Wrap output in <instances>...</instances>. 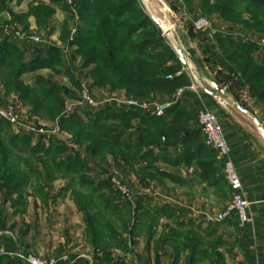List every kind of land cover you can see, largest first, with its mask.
<instances>
[{"label": "trees", "instance_id": "obj_1", "mask_svg": "<svg viewBox=\"0 0 264 264\" xmlns=\"http://www.w3.org/2000/svg\"><path fill=\"white\" fill-rule=\"evenodd\" d=\"M24 3L27 10L16 11ZM194 5L199 16L214 21L218 53L205 59L214 72L213 84L250 111L240 98L244 91L264 110V49L257 41L264 37V0H191V12ZM171 7L180 12L173 2ZM58 10L66 14L60 45H31L0 32V88L28 108L30 119L47 120L65 136L35 140L0 119V232L16 230L18 223L11 222L17 217L25 226L30 197H38L44 207L69 198L81 215L91 264H127L126 256L143 236L147 254L155 253V259L144 257L146 264H162L158 251L167 247L170 264H228L221 240L206 239L216 229L202 230L204 236L170 201L154 203L144 192L176 179L158 164H173L172 152L180 148L175 165H193L198 182L221 200L231 198L223 163L206 145L199 126L200 110L183 97L175 99L180 89L184 94L190 90L192 79L169 39L141 0H0V26L23 28L29 37L31 19L37 32L52 29ZM187 27L192 32V24ZM191 57L199 63L194 52ZM77 63L81 75L91 78L96 97L102 93L171 105L162 116L113 104L68 112L80 93L78 72L72 68ZM114 178L131 198L120 192ZM161 220L168 223L159 230ZM231 220L239 226L236 217L227 222ZM19 231L27 237V230ZM0 264L22 262L1 256Z\"/></svg>", "mask_w": 264, "mask_h": 264}, {"label": "crops", "instance_id": "obj_2", "mask_svg": "<svg viewBox=\"0 0 264 264\" xmlns=\"http://www.w3.org/2000/svg\"><path fill=\"white\" fill-rule=\"evenodd\" d=\"M157 1H160L164 6V11L168 10L172 13L171 16H175L174 13H177L171 7L172 2L178 5L180 12L177 14L182 15V18L185 20L186 31L181 34L176 33L174 30L170 35V38H173L174 41L173 45L175 47L176 45L180 46L184 52L193 71L194 79L198 84L197 91L190 89L183 94L184 96L182 95L184 103L200 111L206 107L220 117L225 130L226 139L232 150L234 163L236 164L239 176L243 182L248 199L253 203L256 214V224L254 230L250 227H241L240 225L234 226L233 220L218 226H207L204 224L200 213L220 211L226 207L230 199H219L214 195L215 192H213L212 189L198 182V177L195 174V167L193 165L188 166L183 162L179 165L174 164L177 156L181 153L180 148H178V151L172 152L173 164H168L166 162H160L158 164L162 170L176 175V179H173L171 182H166V184L163 185H156L154 189L144 192L154 203L159 199L164 202L170 201L175 207L184 212V219L188 222H192L191 227L204 234V236H206V234L203 233L202 230L208 228L216 229L217 231H215L211 237L207 236L206 239L208 241L221 240L220 251L225 254L228 264H264V137L260 133L253 118L237 108L235 99L227 95L224 88L222 90L225 94H221L214 87L212 82L214 72L205 59L210 55L218 53V48L214 45L213 38L215 28L213 27L212 29L202 31H198L194 28L193 22L199 18L200 11L195 5L193 6L195 10H192L194 13L190 11L189 3L191 0L185 3H179L177 0H141V3L148 7L147 4L150 5L152 2L156 4L155 2ZM26 6L27 3H24L20 7L24 9ZM31 21L34 23L33 19H31ZM188 23L192 24V32L189 27H187ZM58 36L59 35H57V40ZM193 52L199 60L198 64L195 62L194 58L191 57ZM218 69H220V67H218ZM247 100V106L250 108V111L248 110L249 113L255 115L264 126V110L255 100L248 97L246 98V101ZM8 101H15V103H18L14 95H5L0 88V102ZM20 105L23 115L28 118V108H25L22 104ZM220 114H222L223 117ZM40 122L44 125H52V123L47 120H40ZM58 138L64 139L65 136L61 134ZM214 152L217 159L220 160L219 154L216 151ZM161 197L165 199L162 200ZM39 204L42 205L40 202L36 203V206ZM30 211L29 205L28 213H30ZM13 222L14 220L11 223ZM166 223H168V221L161 220L159 230H162ZM27 224L28 225L23 226L25 227L24 229L28 231L26 238H22L19 231L21 229L20 226L14 231L7 229L0 232V250L6 254L3 256H8L7 253L17 251H25L42 257H53L63 253H69L68 250L62 252L57 250L55 253L51 250L45 254V252L37 247V245H40V240H43L42 238L36 237L35 230L37 229V225L35 220ZM171 225L174 226V224ZM28 237L33 244L31 250ZM26 240H28V242H26ZM146 243L147 239L143 236L142 251L137 252L134 250V253H131L136 261L141 259L142 264H146L144 257L148 255L155 259V253L153 251L147 254ZM158 254L161 255L162 264H167L166 262L170 264L172 261V250L170 248L167 247L166 249L160 250ZM184 256L185 255H183V258ZM71 258L72 261L70 264H91L89 255L79 254L73 251V253H71ZM152 264H154V262ZM180 264H185L184 260H182Z\"/></svg>", "mask_w": 264, "mask_h": 264}, {"label": "built area", "instance_id": "obj_3", "mask_svg": "<svg viewBox=\"0 0 264 264\" xmlns=\"http://www.w3.org/2000/svg\"><path fill=\"white\" fill-rule=\"evenodd\" d=\"M67 1L69 4L72 3V0ZM177 1L179 3H185L188 0ZM161 22L164 23L163 21ZM193 23L194 28L198 31L213 28V22L206 19L204 16H199ZM167 27L170 30L173 28L170 26ZM0 32L3 35L14 34L19 40H27L31 45L49 44V42L44 41V39L38 35L26 37L25 32L20 28L15 29L13 27L0 26ZM73 32H75V30H73ZM163 34L166 36L164 32ZM257 41L264 49V37L257 39ZM65 55L67 57L70 55L69 49H65ZM77 78L80 82L79 98L69 103L67 108L68 112H72L75 109L97 110L105 105L113 104L119 110L133 108L148 114L162 116L165 109L171 105H160L158 103H149L134 98H126L123 96L112 97L108 95L105 96L104 100L99 101L91 88V78L81 75L80 70L77 74ZM190 89L195 91L198 90L196 80L192 82ZM183 94L184 90L180 89L175 99L178 100ZM0 119L8 122L16 133L31 135L35 140L39 137H44L45 142H47V139L50 138L51 135H59L56 125H44L38 119H30V116L28 118L25 117L21 105L19 103H14V101L0 103ZM198 123L203 132L206 145L219 154L220 160L224 166V175L231 190V198L224 209L217 212L200 213L201 218H203L206 225H221L227 222V220L236 217L241 227H250L254 230L256 214L253 203L248 199L236 164L234 163L232 150L226 139L225 130L220 117L204 107L198 114ZM113 183L124 196L131 198L128 188L120 180L114 178ZM3 255L6 254L0 250V257ZM7 255L21 261L22 264H70L72 261L69 253H63L53 257H42L25 251H17L7 253Z\"/></svg>", "mask_w": 264, "mask_h": 264}, {"label": "rangeland", "instance_id": "obj_4", "mask_svg": "<svg viewBox=\"0 0 264 264\" xmlns=\"http://www.w3.org/2000/svg\"><path fill=\"white\" fill-rule=\"evenodd\" d=\"M155 3L156 4H154L153 2L150 5L147 4L149 11L145 5H143V9L149 15L150 13L155 15L157 18L163 21L167 26L173 27L172 31L175 30L176 33H181V34L184 31H186L185 20L182 18V15H179L172 11L175 14V16H171L172 13H170L168 10L164 11V6L161 4L160 1L159 2L157 1ZM21 8L23 7L17 8L16 11H25L27 9V6L24 7V9ZM57 9H59V7H57ZM199 15H201V13H199ZM65 17H66L65 12H63L62 10H58L57 14L52 19L50 24V28L52 29L54 28L53 31L52 29L48 28L46 30H41V32H37L35 23H32V25L30 26L31 29L30 33H33L32 35L41 36V38H43L44 41L49 42V44H54L57 42V35H59L60 32V24L62 23ZM205 18L210 20L211 22H214L213 19H210L208 17ZM166 37L169 39L172 48L176 51V47L173 45L174 44L173 38H170V36H166ZM57 44L60 45L61 44L60 41L57 42ZM79 65L80 64L78 63L73 64L72 68L76 72H79V68H78ZM30 79H31L30 76L27 77V80ZM57 79L61 82H64L63 80H61V78H57ZM191 79L192 82L195 80L194 78ZM105 96L106 95L100 93L99 95H97V100L102 101L105 99ZM247 97L248 96L244 91L240 94V98L242 102L246 105L248 104V100L246 101ZM220 115L223 117L222 114ZM14 132L16 133L15 130ZM132 180L136 182L135 178H132ZM60 184H62V182L57 183L56 185L57 188L59 187ZM161 199L164 200L165 198L161 197ZM29 201H30L31 211L25 216L24 225H28L27 224L28 222H33L35 220L37 225V229L35 230L36 237L42 238L43 240V241L40 240V245H37V247L41 251L45 252L46 254L48 251L51 250H53V253H55L57 250L59 252L68 250L70 254L73 253V251H75V253L89 255L91 258L92 249L89 246H87L84 241V226L82 223L81 215L77 212L73 202L69 198H66L65 200L62 199L59 200L58 204L51 203L49 207H44L43 205L40 204L36 206V203H40L38 197L36 198L30 197ZM13 220L18 223L17 229L19 228V226L22 229L25 228L23 227L22 220H19V218L18 219L14 218ZM28 240L30 242L29 237ZM28 240H26V242H28ZM139 242H140L139 245L135 249L137 252H140L143 249V238H141ZM29 245H31L30 247L31 250L33 244L30 242ZM126 257L128 258L127 264H141L139 260L136 261V259L132 257V254H129ZM166 263L169 264L168 262Z\"/></svg>", "mask_w": 264, "mask_h": 264}, {"label": "water", "instance_id": "obj_5", "mask_svg": "<svg viewBox=\"0 0 264 264\" xmlns=\"http://www.w3.org/2000/svg\"><path fill=\"white\" fill-rule=\"evenodd\" d=\"M150 16H151V18L153 19V21H154V22H155V23H156V24L162 29V31L166 34V36H170V35H171L172 30H170V29H169L164 23H162V22H161L158 18H156L155 16H153V15H150ZM176 53H177V55H178L179 60H180L181 63L183 64L184 68L187 70L189 76H190L191 78H194V74H193V71H192V69H191V66H190V64H189V62H188V60H187V58H186L184 52L182 51L181 47L178 46V45H176ZM214 87H215V89H216L219 93H221V94H225V93L223 92V90H222L220 87H218L217 85L214 84ZM235 104H236L237 108H238L241 112H243V113H245V114H248L249 116H251V117L253 118L254 122H255V123L257 124V126H258V129H259L260 133H261L262 136L264 137V126H263V124L260 122V120H259L255 115L249 113V111H248L247 109H245V108H244V107H243L238 101H235Z\"/></svg>", "mask_w": 264, "mask_h": 264}]
</instances>
